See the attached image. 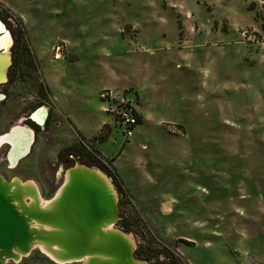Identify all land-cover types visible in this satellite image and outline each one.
I'll return each instance as SVG.
<instances>
[{
  "label": "rangeland",
  "instance_id": "rangeland-1",
  "mask_svg": "<svg viewBox=\"0 0 264 264\" xmlns=\"http://www.w3.org/2000/svg\"><path fill=\"white\" fill-rule=\"evenodd\" d=\"M0 9L27 35L14 96L52 104L51 90L61 106L16 168L1 146L4 181H31L51 199L73 165L50 155L70 133L103 165L93 166L115 195L113 228L134 251L149 247L153 264L168 253L182 264H264V0H0ZM134 81L152 116L142 124L134 99L99 90ZM106 89L135 106L128 139L104 110ZM103 120L109 133L80 136ZM5 264L57 263L35 247Z\"/></svg>",
  "mask_w": 264,
  "mask_h": 264
},
{
  "label": "water",
  "instance_id": "water-1",
  "mask_svg": "<svg viewBox=\"0 0 264 264\" xmlns=\"http://www.w3.org/2000/svg\"><path fill=\"white\" fill-rule=\"evenodd\" d=\"M67 170L59 196L46 208L20 209L15 203L19 199L11 191L12 181L6 182L0 176V264H5L3 257H16L14 249L29 253L32 239L42 238L63 248L72 262L148 264L134 257L129 234L113 228L117 222L116 201L104 172L82 163ZM33 220L51 225L53 232L38 231ZM86 256L89 258L85 263Z\"/></svg>",
  "mask_w": 264,
  "mask_h": 264
},
{
  "label": "flooded vegetation",
  "instance_id": "flooded-vegetation-1",
  "mask_svg": "<svg viewBox=\"0 0 264 264\" xmlns=\"http://www.w3.org/2000/svg\"><path fill=\"white\" fill-rule=\"evenodd\" d=\"M14 20L17 19L14 17ZM0 22L5 27V30L9 33L11 39V44L7 50L8 57H10V62L5 68V78L0 81V148L1 146L6 147L4 153V161L9 169H14L16 168L19 161L30 156L32 148L37 144V141H39L38 144L40 143L42 137L41 133L47 131L48 125L50 124V120L53 116V110L57 111V113L58 111L61 112V106L57 101V96L55 97V95L51 93L50 89V101L53 105L46 103L41 99L36 104L32 105L30 101H26V97L24 99L23 97L18 98L14 96V91L16 90V87L14 85L16 84L18 78V68L21 62L24 60L25 50L28 48V45L26 46L27 35L21 23L17 24L16 22L15 25H12L13 19L11 14L8 18L2 17L0 14ZM4 52L5 51L3 47H0V56L3 55ZM46 86L48 85L46 84ZM46 86H42L40 89L42 95L48 92ZM41 110H45V118L43 119L42 123L34 119V115ZM13 119H19V124H15L13 126H10L9 124V126H7L8 123L13 121ZM56 121L60 122L59 119H57ZM19 127L23 129L26 128L31 131V144L29 145L27 154L25 153L24 155H22L23 157L19 156L20 158L17 157L15 163L16 166H11L10 154L12 148L14 147L12 142L8 139V136L10 135L12 129H16ZM69 134L70 133H68V138L70 137L68 144H66L64 147H59L57 145V149L53 151V154H51L50 157H54V159L56 158L57 161L61 162V164L66 165V167L79 162L88 166L99 165L89 154L88 147L86 145L85 146L87 148L80 146L79 142L74 139V136ZM4 136H6V138L1 139ZM99 166L101 167V165ZM61 171L64 173V168H62Z\"/></svg>",
  "mask_w": 264,
  "mask_h": 264
},
{
  "label": "bare ground",
  "instance_id": "bare-ground-1",
  "mask_svg": "<svg viewBox=\"0 0 264 264\" xmlns=\"http://www.w3.org/2000/svg\"><path fill=\"white\" fill-rule=\"evenodd\" d=\"M0 33H1L0 47H3L5 51L4 54L0 56V81H1L5 78V68L8 66L10 62V57H8L7 50L11 44L9 33L5 30V27L2 25L1 22H0ZM44 118H45V110H41L40 112H37L34 115V119H36L37 121L41 123ZM8 137H9L8 139L12 142L13 147H14L11 150V154L8 153L10 154V160H11V166H12V165H15L17 157L20 158L19 156H22L25 153L27 154L29 145L31 144L30 142L32 139V133L30 130L26 128L23 129L19 127L16 129H12ZM5 138L6 136L2 137L1 139H5ZM68 173L69 172H65V179H64L63 184L56 191L53 197L48 200L42 199V195L40 194L39 189L35 183L31 181H28V182L22 181L18 177L14 178L11 184V191L13 192V195L15 196V198L19 199L18 201H15V203L20 209H25V208L29 209L30 206H34V207L38 206V207H43V208L48 207V205H51L54 202L55 198L59 196L63 186L66 183V179H67L66 177H68ZM16 192H18V194ZM17 195H18V198L16 197ZM27 199H29L30 202H27ZM33 222H35L34 226L38 228V231L40 232L49 233L51 228H53L51 225H48L47 223H44L42 221L33 220ZM48 240L47 238L45 239L42 238L39 240L32 239L30 246L32 249H34L35 247L39 248L41 252H43L45 255L50 257L57 264H67L73 261L71 259H68V257H65L66 251L63 248L59 247L58 245H54L53 243H49ZM14 252L16 254V257H14V259H19L20 257L27 254V253L24 254L22 252H19L16 249H14ZM88 258H89L88 256L85 257L84 259L85 263L87 262L86 259ZM5 259L7 258L3 257V261H2L3 263H5Z\"/></svg>",
  "mask_w": 264,
  "mask_h": 264
},
{
  "label": "crops",
  "instance_id": "crops-1",
  "mask_svg": "<svg viewBox=\"0 0 264 264\" xmlns=\"http://www.w3.org/2000/svg\"><path fill=\"white\" fill-rule=\"evenodd\" d=\"M56 57H58V56H56ZM111 80L112 79H110V82L113 83ZM111 83H106V84L101 85L99 90H101L103 88L113 89L119 96L121 95V93H124L128 98H132V99H134L136 101L137 111L139 113V116L142 119L141 123L139 122V124H142L145 121L146 122L151 121V117L152 116H151V114H150V112H149V110L147 108L148 106L146 105V100L142 96V89L144 87L142 82L134 81V82H131V83H127L126 85H118V86L112 85ZM183 97L185 99V95ZM138 102H139V105L137 104ZM158 117H156L155 120H154V124L157 127L160 126V122L159 121L163 122V119H165L164 117H161V116H158ZM166 120L169 121V122H172V123L183 125V121H180V120H176V119H173V120L166 119ZM152 122H153V120H152ZM102 125H106L107 126L109 124L106 123L104 120L101 121L92 134L88 133L87 128L86 129L78 128V132H79L81 137L89 140L91 138H94L100 132V129H101ZM107 130L109 131L108 126H107L105 132H108ZM95 133H97V134H95ZM107 137H108V135L106 136V138ZM99 144H100V142H98L97 145H96L97 149H98V145ZM113 157H114V160H115L116 156H113ZM113 157L111 156L110 158H113Z\"/></svg>",
  "mask_w": 264,
  "mask_h": 264
},
{
  "label": "built area",
  "instance_id": "built-area-1",
  "mask_svg": "<svg viewBox=\"0 0 264 264\" xmlns=\"http://www.w3.org/2000/svg\"><path fill=\"white\" fill-rule=\"evenodd\" d=\"M99 96L105 104L107 103L104 110L111 112L113 116H115V124L117 127L123 130L126 139L130 138L138 123V115L135 113V106L129 101L122 103L111 102L110 100L113 98L111 90H102Z\"/></svg>",
  "mask_w": 264,
  "mask_h": 264
},
{
  "label": "trees",
  "instance_id": "trees-1",
  "mask_svg": "<svg viewBox=\"0 0 264 264\" xmlns=\"http://www.w3.org/2000/svg\"><path fill=\"white\" fill-rule=\"evenodd\" d=\"M139 122H140V116H139ZM94 151L97 152L96 149H94ZM91 157H93L95 159L96 163H99L98 162L99 160L96 159V156L94 154H92ZM113 160H114V158L111 159V161H113ZM101 166H103V165L101 164ZM119 225L126 230L127 223H125L124 220L121 219L119 221ZM147 250H149V251H147ZM150 250L151 249L149 247L145 248V247L139 246L137 249H135L134 256L138 259L150 261L149 263L153 264L151 261L153 260L155 255H154L153 251L151 252ZM168 255H169L170 259H168L169 262H167L166 264H182L175 256L171 257V256H173L172 253H168Z\"/></svg>",
  "mask_w": 264,
  "mask_h": 264
}]
</instances>
